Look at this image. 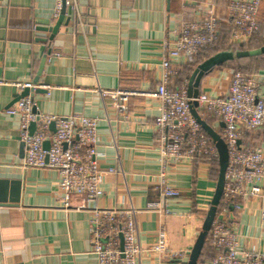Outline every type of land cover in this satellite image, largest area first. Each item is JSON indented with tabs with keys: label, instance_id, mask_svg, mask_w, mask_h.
I'll return each instance as SVG.
<instances>
[{
	"label": "crops",
	"instance_id": "0c3cea01",
	"mask_svg": "<svg viewBox=\"0 0 264 264\" xmlns=\"http://www.w3.org/2000/svg\"><path fill=\"white\" fill-rule=\"evenodd\" d=\"M61 1L66 6L62 14V7L56 8L58 0H0V187L6 196L18 192V205H0V260L100 264L91 251L92 211H127L132 205L139 210L135 222L140 246L153 243L160 229L171 248L187 253L183 260L144 254L138 264H187L216 181L199 160L179 161L168 166L167 179L181 194L161 198L153 189L160 168L159 133L154 128L160 102L146 93L160 78L161 43L183 23L202 19L209 6L217 19L223 17L229 0H68L69 5ZM256 20L257 37L263 40L264 0ZM188 59L175 60L178 80L170 81L175 86L171 89H187L189 79H180V70ZM257 62L258 69L251 74L264 94V60ZM232 67L214 68L203 76L199 89L224 95ZM17 82L34 86L27 88L26 96L33 99L35 113L96 118L98 164L114 169L104 175L101 196L72 194L70 206H62L56 171L23 165L19 117L6 113L15 103L11 104L14 94L23 90L14 86ZM124 87L136 92L128 96L124 111L99 92ZM51 123L48 130L54 132ZM244 140L260 147L264 156V128L248 131ZM43 145L48 147L49 142ZM10 181H18V191L11 190ZM159 200L161 211L145 209L148 202ZM240 205L239 211L229 208L224 220L244 246L264 252L260 217L264 194L261 199L240 200ZM118 240L121 246L120 235Z\"/></svg>",
	"mask_w": 264,
	"mask_h": 264
},
{
	"label": "built area",
	"instance_id": "2783aa9c",
	"mask_svg": "<svg viewBox=\"0 0 264 264\" xmlns=\"http://www.w3.org/2000/svg\"><path fill=\"white\" fill-rule=\"evenodd\" d=\"M262 1L229 0L226 8L232 20L230 40L233 43L247 42L258 29L256 14ZM64 3L69 5L68 0ZM61 7L62 1L58 0L57 10ZM217 22L213 8L209 6L203 11L202 19L183 23L178 31L172 32V38L161 43L160 78L155 89L146 93L160 102L154 117V128L160 141V168L152 182L153 189L161 198L178 196L180 192L167 179L170 164L218 160L215 145L190 113L192 100L201 109L198 112L201 118L209 113L224 124L219 135L228 154L219 201L221 211L216 210L209 229V245L215 254L205 264H264V252L244 246L240 235L224 220L229 208L242 209L240 200L261 199L264 194L261 148L248 145L241 139L244 132L264 128V94L258 91L259 79L256 75L233 69L227 71L229 85L224 95L199 91L195 99L188 96L186 88H170L171 78L176 73L175 60L180 57L188 59L214 44L218 36ZM14 86L20 90L34 88L28 82H17ZM99 92L103 98L112 100L120 111L127 109L128 96L136 93L125 89ZM34 105L30 96H24L6 110L7 114L19 117V138L25 145L23 165L56 171L62 206H70L72 194L90 199L101 196L104 175L114 169L101 168L98 164L96 118L43 115L33 111ZM51 122L55 125L54 132L48 130ZM30 123H34L33 132H30ZM46 141L48 147L43 145ZM145 209L161 211L160 200L148 202ZM137 211L132 205L127 211L107 208L92 211L89 218L91 251L100 264H138L144 254L153 255L158 260H183L187 256L185 250L171 248L160 229L153 243L140 246L135 222ZM260 217L264 223V211L260 212ZM118 235L122 237V246ZM0 264L7 263L0 260Z\"/></svg>",
	"mask_w": 264,
	"mask_h": 264
},
{
	"label": "water",
	"instance_id": "95a60500",
	"mask_svg": "<svg viewBox=\"0 0 264 264\" xmlns=\"http://www.w3.org/2000/svg\"><path fill=\"white\" fill-rule=\"evenodd\" d=\"M64 1V0H63ZM66 6L63 4L61 9V14L64 13ZM258 54H264V44L260 46L259 48L247 50V51H238L235 53V57H245L249 55H258ZM234 57V54L231 51H220L215 53L214 55L210 56L209 58L205 59L203 62H201L192 72V74L189 77L188 80V87H187V93L188 96L192 99H195L198 96L199 93V85L200 81L208 72H210L215 66H218L222 62L231 60ZM12 90L15 92L16 88H12ZM29 89L24 88L20 94H14L13 104L20 98L26 96L29 94ZM190 113L195 118L197 123L201 126V128L205 131V133L211 138L213 141L217 152H218V176L215 183V188L209 203L208 210L203 218V222L201 225L200 232L192 246V249L189 253L187 264H195L196 258L199 254V252L202 249V246L204 244L205 238L207 233L209 232L212 220L215 216L222 190H223V183H224V172L227 165V147L224 143L223 139L217 133L210 125H208L198 114L195 102L190 101ZM223 123H220V126L223 127ZM51 128L53 127V124L51 123ZM30 132H33L34 130V123H30ZM52 130H55L52 128ZM11 184V190L12 191H18V181H10ZM5 192V191H4ZM0 205H9V206H16L18 205V192L16 195H10L6 196L5 193L2 192V188L0 187ZM121 246H122V240H121Z\"/></svg>",
	"mask_w": 264,
	"mask_h": 264
},
{
	"label": "trees",
	"instance_id": "16d2710c",
	"mask_svg": "<svg viewBox=\"0 0 264 264\" xmlns=\"http://www.w3.org/2000/svg\"><path fill=\"white\" fill-rule=\"evenodd\" d=\"M226 1H228V0H226ZM260 8H263V5H261ZM226 11H227V9H226ZM227 13H228V11L225 13L226 16L224 14V16L221 18H219L217 16L218 17V19H217L218 20V22H217L218 36L215 40V43L212 45L206 46L197 55L189 57L187 63L185 65H183L182 71L180 70V79L181 78L189 79L193 70L201 62H203L205 59L209 58L210 56H212L215 53L220 52V51H231L234 54V57L231 60L222 62L221 64H219L218 66H215L214 68L233 66L232 67L233 69L238 70V68H239L238 66H240L239 70H241V72L244 74H251L252 72H255L258 69L256 63H258L257 61H259V60H262V59L264 60V58H263L264 54L249 55V56H245V57H235V53L238 51H247V50L259 48L260 46H262L264 44V39L262 40V39H259L257 37V34H258L257 30H259V29H257L254 32L253 36L247 42H245L243 44L233 43L230 40V31L232 28V20L229 18ZM258 19H259V17H258ZM210 72H208L206 75H208ZM176 76H177V74H176ZM176 76H174L175 78H173V77L171 78V82H172V79L173 80L176 79ZM176 80H178V79H176ZM171 87L172 86H170V88ZM172 88H175L174 84H173ZM122 89L134 90V88H125V87ZM199 91H201V90L199 89ZM195 107H196L197 112H201V109L196 104H195ZM202 119L208 125H210L217 133L220 134V128H221L220 123L221 122L218 121L219 119L217 117L211 116L208 113L207 116L202 117ZM247 133L248 132H244V134L241 138L243 142H245L244 135ZM199 162L202 164H205V166L207 167L208 177L210 179H213L214 181H216L217 176H218V160L216 159V160H212L210 162H205V160L202 159V161L199 160ZM194 203L195 202L193 201V204ZM194 206H195V204H194ZM208 207H209V204H208ZM218 207H219V204H218ZM217 210H219V208ZM205 214H206V212H204V216H205ZM213 254H214V252L211 250V247L209 245V232H208L206 235L204 244L202 246V249L196 258L195 264H205V262L213 256Z\"/></svg>",
	"mask_w": 264,
	"mask_h": 264
},
{
	"label": "rangeland",
	"instance_id": "374dc122",
	"mask_svg": "<svg viewBox=\"0 0 264 264\" xmlns=\"http://www.w3.org/2000/svg\"><path fill=\"white\" fill-rule=\"evenodd\" d=\"M239 68H240V66H238ZM239 68H238V70H239ZM237 70V69H236ZM239 71H241V70H239ZM219 121V120H218ZM152 182H154V180L152 181Z\"/></svg>",
	"mask_w": 264,
	"mask_h": 264
}]
</instances>
